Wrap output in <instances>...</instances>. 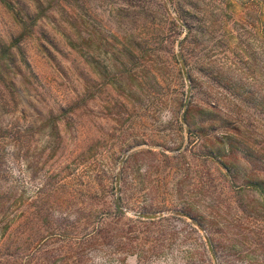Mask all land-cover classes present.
<instances>
[{"label": "rangeland", "instance_id": "374dc122", "mask_svg": "<svg viewBox=\"0 0 264 264\" xmlns=\"http://www.w3.org/2000/svg\"><path fill=\"white\" fill-rule=\"evenodd\" d=\"M35 3L0 0V76L41 115L0 98V235L16 248L8 264H264V197L249 186L264 182V6L69 0L78 36L61 23L63 38L46 1L52 18L11 48L17 15H34ZM41 33L54 61L36 49ZM184 39L196 47L187 60ZM39 84L76 86L78 119L45 120L61 97L41 98ZM42 187L58 208L36 221ZM86 232L100 234L86 243Z\"/></svg>", "mask_w": 264, "mask_h": 264}, {"label": "trees", "instance_id": "16d2710c", "mask_svg": "<svg viewBox=\"0 0 264 264\" xmlns=\"http://www.w3.org/2000/svg\"><path fill=\"white\" fill-rule=\"evenodd\" d=\"M36 1L35 3V10L36 13L34 15H30L28 12L24 11L23 9L20 10L23 13V17H18V20L16 19L18 25H20V34L14 38V40H12V43L10 45L11 48L14 49H19L20 45L27 39H30L32 37V33H33V29L34 26L36 25V23L39 20H43V18L46 19H50L52 17L50 16H46V14L42 13L43 11L46 12L45 10H41V6L44 2H50L52 4L48 3L47 9L50 7V9H52L53 11H55L54 13L49 12V14H51L52 16L58 15L59 19L57 21V26H56V32H58L61 36H63V38L65 37V30L60 31L61 28V23H65L71 31L72 34L78 36L77 32H75L73 30V26L75 27V24L77 23V19L78 16L75 12H73L72 7L69 3V0H44V1H40V0H33ZM246 1V6L247 9L251 8L252 6H264V0H245ZM66 8V9H65ZM50 10V11H52ZM185 27V26H184ZM186 30L188 31V33L190 32V28L186 26ZM259 37L260 39L264 42V20L261 19L259 20ZM69 37V36H68ZM78 39V38H77ZM67 40V44L66 46H68V49L76 56H78L79 54V44H77V42H72L69 41L66 37ZM262 42V44H263ZM52 50H51V48ZM56 46L51 44V42L49 40H47V38H45V35L43 33L40 34V39L37 40L36 43V49L37 51H39V53L43 56H46V58H48L50 61H54V57L52 55V51H56ZM196 49L195 47V43L193 41H182L180 44V53L181 56H183V58L186 60L189 59L188 56H190L192 50ZM7 51V50H6ZM76 59L74 57L72 64L73 66V70L76 72L75 74V80L74 82L78 83L79 78L78 74L79 72H77V63H76ZM73 74V75H74ZM32 79H34V81L37 82V76L33 75ZM72 81V79H70V82ZM0 83L3 85L4 90H2V92H0V98L2 99H7V98H13V100L16 102L15 105H18L19 103H21L22 107H26L27 109H29V112L31 113V116H34V119L41 118L40 115V111L33 105H28L27 106V102H25L23 100V98L20 95V92L17 90L16 86H15V81L13 78L10 77H4V76H0ZM40 85V84H39ZM4 91V92H3ZM55 91V90H54ZM53 89L49 88L48 86L44 85H40L38 90L36 92H38L36 95H41V98L43 99H47V101L50 100V103H54L57 99V97H61V100H59L58 104H57V109L54 111L55 116L53 115V112L51 111L49 116L45 119V120H57V118H62V120H65V124L70 125L71 123L75 122L78 119V114L77 112L80 110L81 105H82V96L80 94V92L78 91V89L76 88V86H74L72 88V90H64V91H60L59 89H56V92H54ZM213 107V106H212ZM211 107V108H212ZM264 107V106H262ZM261 111H259L260 115H262L264 117V108L260 109ZM22 116H23V108L21 110ZM52 113V114H51ZM33 122H36L35 120ZM203 129V125L198 124V126L194 127V135L197 136H201L204 133H206V131L202 130ZM30 130H26V132H28ZM204 131V132H203ZM18 134V132H17ZM193 134V133H192ZM14 135V134H13ZM16 135V132H15ZM250 178V177H249ZM249 186L253 187L255 190H257L258 192H260L263 197H264V182L261 181L259 183H253V182H249ZM50 191V190H49ZM49 191H45V189H43V187L41 189H39L37 191V200L31 205V207L34 208L33 210V218L36 221L39 220H43L45 221L47 218H49L56 210L55 208H58V205L55 204V202H52L50 199V195ZM51 192H53V190H51ZM50 192V193H51ZM89 193V190L87 192ZM95 196V193H93ZM120 200V198L116 197L115 199L111 200V204L115 207V214L117 213H121L117 202ZM91 204V203H90ZM3 206L2 201L0 200V210ZM11 206L9 205L8 208H10ZM96 210H93L92 208H90L89 210V214L91 213H95ZM43 228V227H42ZM48 229L47 227L43 228ZM37 231H40V228H37ZM93 232H95V230H93ZM91 232V233H93ZM97 233V232H96ZM96 233L92 234L89 236V233H84L83 234V239L82 241L89 243L92 242L94 239H97ZM97 234H100L99 232ZM89 236V237H88ZM42 239V238H41ZM38 240V242L35 244V246L29 250L27 256L31 255L35 256V254H39V252L41 251V245L39 244L40 240ZM3 240V236L2 234L0 235V264H8L9 261L12 259H14L15 256V249L13 248L14 251H12V246H14L15 240L11 243H8V245H5V240L4 242H2ZM43 251V250H42Z\"/></svg>", "mask_w": 264, "mask_h": 264}]
</instances>
